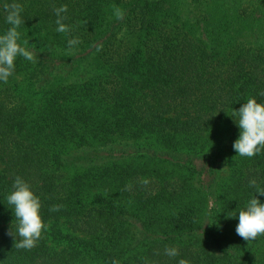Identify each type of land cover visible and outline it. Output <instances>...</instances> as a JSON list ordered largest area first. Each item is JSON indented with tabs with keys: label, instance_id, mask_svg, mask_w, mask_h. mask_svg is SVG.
<instances>
[{
	"label": "trees",
	"instance_id": "obj_1",
	"mask_svg": "<svg viewBox=\"0 0 264 264\" xmlns=\"http://www.w3.org/2000/svg\"><path fill=\"white\" fill-rule=\"evenodd\" d=\"M14 2L34 59L0 82V264H264L227 217L264 188L228 116L264 103V0H0V33ZM16 176L48 225L30 250L7 235Z\"/></svg>",
	"mask_w": 264,
	"mask_h": 264
},
{
	"label": "clouds",
	"instance_id": "obj_2",
	"mask_svg": "<svg viewBox=\"0 0 264 264\" xmlns=\"http://www.w3.org/2000/svg\"><path fill=\"white\" fill-rule=\"evenodd\" d=\"M22 11L18 3L5 5V23L10 27L0 33V82L3 83H7L13 76L18 57L27 61L34 59L33 52L27 47L29 42L21 43L19 28L23 23ZM54 12L56 16L54 31L60 34L69 32L70 26L64 22L67 18L64 15L67 7L62 5ZM113 15L116 20L124 18V13L119 7L113 10ZM67 43L69 49H72L79 43V39L74 37ZM260 95L264 96V92ZM228 116L239 129L238 138L232 145L239 157L251 158L264 151V103L249 97L238 110L232 108ZM144 183H147V180ZM250 187L256 189L255 195L251 196L238 211L237 209L227 211L228 218L238 220L235 227L236 234L247 242L264 235V203L257 198V196H264V188L257 187L255 180L250 181ZM5 199L15 220L14 230L12 221L7 235L13 238L18 249H32L41 238L42 232L47 230V225L41 217L40 198L22 177L16 176ZM60 207V205H54L49 210L55 212ZM165 253L170 257L178 254L175 248H166ZM179 264H186V262L181 260Z\"/></svg>",
	"mask_w": 264,
	"mask_h": 264
},
{
	"label": "rangeland",
	"instance_id": "obj_3",
	"mask_svg": "<svg viewBox=\"0 0 264 264\" xmlns=\"http://www.w3.org/2000/svg\"><path fill=\"white\" fill-rule=\"evenodd\" d=\"M13 83H14V88L17 87V91L16 92H19L20 95H24V96H28V90H26V87L28 86L27 85V81L24 79L23 76H20V77H15L14 80H13ZM16 89V88H15ZM31 100V99H30ZM32 101V100H31ZM48 226V225H47ZM60 229L67 233L69 231L68 229V225L66 222H63V221H60ZM64 248L63 246H60L58 247V249H62Z\"/></svg>",
	"mask_w": 264,
	"mask_h": 264
}]
</instances>
